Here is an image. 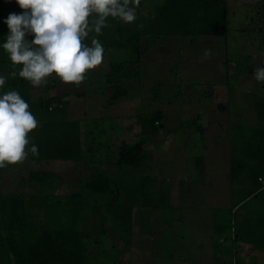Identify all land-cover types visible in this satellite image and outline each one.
<instances>
[{"label": "rangeland", "instance_id": "rangeland-1", "mask_svg": "<svg viewBox=\"0 0 264 264\" xmlns=\"http://www.w3.org/2000/svg\"><path fill=\"white\" fill-rule=\"evenodd\" d=\"M1 1L4 11L17 15L24 11L16 0ZM226 3L225 38L198 36L195 44H189L176 37L157 38L155 42L142 37L138 55L129 48L107 50L101 65L90 70L78 86L61 83L53 93L42 86L34 88L35 100L52 94L67 98L70 119L79 120L82 128H93L100 135L95 148L101 158L106 156L115 122H119L118 128L125 127L120 124L133 126L135 135L139 117L161 112L157 125L160 134L144 146L151 157L141 176L156 180L154 190L166 191L170 206L135 208L128 244H122L118 237L115 245L110 235L95 236L98 244H93V239L86 241L87 264H216V258L220 263L227 253L216 248L223 244L211 238L212 211L243 205L236 209L241 218L244 212L255 216L264 211V189L251 194L252 185L259 186L252 183L248 190L251 195L247 194V185L242 187L239 181L245 175L232 179L229 174L231 148L239 150L241 143L253 140V129L264 132V82L255 79V69L264 67V0ZM149 6V2L144 4L142 14ZM123 24L129 27L132 23ZM245 69L253 72L246 73ZM108 74L110 84L105 83ZM87 76L90 79L86 82ZM116 81L126 93L109 105ZM195 125L202 126L203 137ZM92 156L85 155L80 163L40 164L26 157L22 163L0 168V194L33 193L24 182L30 171L59 176L57 195L75 193L79 180L89 175ZM196 158L204 163L200 172L195 169ZM97 224L87 204L85 231L91 234ZM235 249L232 252L245 261L264 264V255L249 252L246 245Z\"/></svg>", "mask_w": 264, "mask_h": 264}, {"label": "trees", "instance_id": "trees-1", "mask_svg": "<svg viewBox=\"0 0 264 264\" xmlns=\"http://www.w3.org/2000/svg\"><path fill=\"white\" fill-rule=\"evenodd\" d=\"M148 2L147 12L142 14L141 9ZM1 4L0 0V75L6 77V83L0 88V96L8 91H17L38 121V127L28 134V161L35 164L48 161L80 163L85 155L93 156L88 162L89 175L79 180V189L75 193L57 195L59 176L45 171H30L24 182L34 189L33 193L0 194V264H87L86 241L93 239V244H98L95 236L110 235L115 245L118 237L122 244H128L130 241L126 238L130 237L135 208L156 210L170 206L168 193L154 190L156 180L141 176L147 158L151 157L144 146L160 134L157 125L161 121V112L139 117L135 121L139 127L135 135L133 126L127 128L120 124L125 127L118 128L119 122H115L106 145V156H97L95 146L100 143V135L93 128H82L79 120L70 119L67 98L52 94L35 100V87L18 74L15 78L11 76L22 66H13L3 49L9 31L4 21L11 13L4 11ZM226 13V0H140L136 7L137 19L131 26L109 17L101 34L91 32L84 43L91 46V39L96 38L103 45L104 53L109 49L129 48L138 55L142 37L148 42L176 37L189 44H195L194 38L198 36L225 38L228 35ZM94 17L95 14L90 20ZM27 38L31 40L33 37ZM244 71L252 73L253 69ZM87 77L86 82L90 79ZM110 82L111 74H108L105 83ZM61 83L53 74L41 86L53 93ZM114 85L109 105L126 93L117 81ZM195 130L199 137H203L201 125H195ZM251 136L253 140L247 139L246 145L241 143L239 150L231 148L229 159L230 177L238 179L245 175L239 181L242 187L247 185V194H250L248 190L252 183L259 186L252 185L251 194L264 189V132L253 129ZM33 144L38 147L36 156L31 154ZM194 163L196 172L204 170L201 158H196ZM87 204L91 219L98 223L97 228L92 227L91 234L83 227ZM239 207L243 205L212 211L211 238L215 243L218 240V243L228 245L216 247L227 253H222L226 259L220 263L216 258V264H252L232 252L238 245H246L249 252L264 255V211L255 216L244 212L241 218L236 212Z\"/></svg>", "mask_w": 264, "mask_h": 264}, {"label": "clouds", "instance_id": "clouds-1", "mask_svg": "<svg viewBox=\"0 0 264 264\" xmlns=\"http://www.w3.org/2000/svg\"><path fill=\"white\" fill-rule=\"evenodd\" d=\"M16 4L24 11L11 13L4 21L9 31L2 45L12 65L22 66L11 76L18 74L39 87L54 74L62 83L78 86L104 58L100 41L92 38L88 46L85 38L91 32L101 34L109 17L135 22L140 0H16ZM255 79L264 82V67L255 69ZM5 83L6 77L0 75V88ZM37 127L36 117L17 91L0 96V168L26 159L28 134ZM31 154H39L35 144Z\"/></svg>", "mask_w": 264, "mask_h": 264}]
</instances>
